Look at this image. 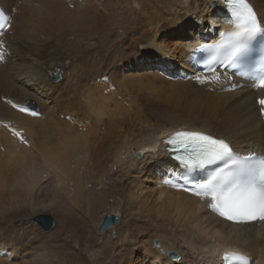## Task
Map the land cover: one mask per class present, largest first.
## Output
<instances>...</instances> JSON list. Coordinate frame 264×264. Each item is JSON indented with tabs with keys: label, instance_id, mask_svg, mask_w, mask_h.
<instances>
[{
	"label": "bare ground",
	"instance_id": "obj_1",
	"mask_svg": "<svg viewBox=\"0 0 264 264\" xmlns=\"http://www.w3.org/2000/svg\"><path fill=\"white\" fill-rule=\"evenodd\" d=\"M249 2L264 22V0ZM0 4L10 16L0 34V264H63L49 252L62 245L50 246L29 224L44 210L75 205L88 230L84 220L112 200L125 206L110 205L119 224L97 230L103 239L117 233L104 245L106 264H222L226 251L264 264V226L227 223L202 199L164 183H176L164 141L177 131L209 133L241 154L264 147L257 104L264 89L235 80L238 90L221 92L232 85L228 73L189 75L190 54L210 26L228 27L224 0ZM11 102L34 104L39 114ZM16 219L19 229L11 227ZM68 219H59L63 230Z\"/></svg>",
	"mask_w": 264,
	"mask_h": 264
},
{
	"label": "snow or ice",
	"instance_id": "obj_2",
	"mask_svg": "<svg viewBox=\"0 0 264 264\" xmlns=\"http://www.w3.org/2000/svg\"><path fill=\"white\" fill-rule=\"evenodd\" d=\"M226 2L237 17V27L240 30L230 34L227 44L222 42L208 45L205 50L223 49L231 66L244 56L247 41L257 36L262 28L256 12L247 0ZM3 60L4 54L0 52V61ZM258 87L264 89V74L259 77ZM258 103L260 112L264 114V98L259 99ZM21 111L28 109L23 108ZM31 114L38 115L36 112ZM15 134L20 136L18 132ZM21 139L23 140V137ZM165 143L169 155L189 171L202 170L217 165L218 162H224V167L210 172L202 180L192 182L188 177H184V182L176 184L165 180L166 185L198 198H210L208 209L226 221L237 225L264 222V160L259 161L258 170L249 168L247 164H240L235 158L233 148L225 139L215 138L200 131H177ZM250 177H258V180ZM235 258L247 259L243 255Z\"/></svg>",
	"mask_w": 264,
	"mask_h": 264
},
{
	"label": "rangeland",
	"instance_id": "obj_3",
	"mask_svg": "<svg viewBox=\"0 0 264 264\" xmlns=\"http://www.w3.org/2000/svg\"><path fill=\"white\" fill-rule=\"evenodd\" d=\"M36 111L38 112V108H37ZM113 187H114L113 189H115V186H113ZM110 194L111 193H109V195ZM115 202H114V200H112L109 203H111L110 205L113 206L114 208H117V209H121V207L125 206L124 204H123V206L114 205ZM110 205L108 206V208H105L104 211H102V213L100 212L99 214L96 215L97 219H98V216H99V220H96L95 216H94V218H92L90 220V222H87V221H85L83 219L84 223H86V227H87L86 229H88V230H84V229L81 228L83 226V225H80L82 221L80 222L78 220V218H81V220H82V218H84V215H83V212L81 213V211L79 210V207L75 206V205H73L72 207L63 206V208H65L66 210L63 209L62 211H61V208L56 209L55 207L54 208H50L49 210L48 209L44 210L45 211L44 214H47V213L48 214H52L54 216V218H55L56 227L52 230V232L44 233L39 228V226L37 224L36 225L34 224L35 222L34 223H30L29 226L32 225L31 227L35 228V230H36L38 235L44 236L47 239L50 238L48 240L50 242L49 243L50 246H52L51 244H53L55 242H57L58 245L59 244L62 245V248H61L60 245H59V248L63 249V251L58 250L57 243H55V244H53V246L55 248H57V249H51L52 247H50L49 252L51 253L52 256L56 255V259H64L65 262H63V264H94V260H93L91 255L95 254L98 248L100 250L101 257L98 258V262L99 263H96V264H101V263L106 264V262H105L106 261V257L104 256V252L105 251L103 249L104 245L107 242L109 243L110 239H116L117 238V233L114 232L112 234H109L108 238L103 239L105 234L100 236L97 233V230H98V228H99V226H100V224L102 222L101 220H103V217L106 214H108V213H112V212H110L111 211ZM74 206L78 207V208H75ZM71 214H73V215H71ZM64 215H67L70 218V219H68L67 224L65 223L66 224V228H65L66 230H63V226L60 224L62 219L59 222V219L62 216H64ZM70 216H72V217H70ZM22 219H24V220L28 219L29 220L30 218L29 217H23ZM22 219H20V220H22ZM20 220L19 221L17 219L14 220L13 224L11 223V227L16 225L14 227L18 228V226L20 225L19 224ZM71 228H73V229H71ZM109 246H110V244H109ZM65 247H66V249H65ZM51 250H53L54 254L52 253ZM89 250L91 251V253H90ZM55 253H57V254H55ZM64 253H65V255H64ZM100 254H99V256H100ZM88 257H90V258H88ZM91 258H92V260H91Z\"/></svg>",
	"mask_w": 264,
	"mask_h": 264
},
{
	"label": "water",
	"instance_id": "obj_4",
	"mask_svg": "<svg viewBox=\"0 0 264 264\" xmlns=\"http://www.w3.org/2000/svg\"><path fill=\"white\" fill-rule=\"evenodd\" d=\"M62 75L63 74L60 70H56L53 74V77H51V78L54 82H59L62 79ZM51 76H52V74H51ZM29 107H31L33 109L36 108L34 104H29ZM138 157H141V154H138ZM120 220H121V218L118 215H115L113 213L106 214L103 218L102 226L99 230L100 233H103L108 228H111L113 226L118 225ZM33 222H35L37 225H39L41 227L42 231L45 233L51 232L56 227V221H55V218L52 214L41 215L40 217L35 218ZM155 245L156 246L160 245L159 240H156ZM168 256L173 260H179L180 259V255L176 251H170L168 253Z\"/></svg>",
	"mask_w": 264,
	"mask_h": 264
}]
</instances>
